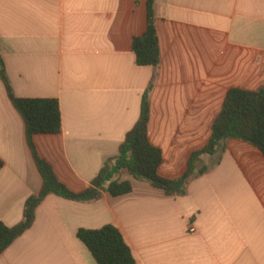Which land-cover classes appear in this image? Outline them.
<instances>
[{
	"label": "crops",
	"instance_id": "crops-1",
	"mask_svg": "<svg viewBox=\"0 0 264 264\" xmlns=\"http://www.w3.org/2000/svg\"><path fill=\"white\" fill-rule=\"evenodd\" d=\"M147 3L0 0L7 76L18 98L59 102L61 133L33 141L74 193L119 156L154 78L149 140L170 180L207 146L230 90L264 88V0H155L157 70L139 66L132 48L147 31ZM0 160V220L14 228L44 181L1 79ZM218 160L203 158L210 171L183 198L127 174L133 192L126 196L78 203L50 195L0 264H97L77 234L109 225L136 264H264V155L230 140Z\"/></svg>",
	"mask_w": 264,
	"mask_h": 264
},
{
	"label": "trees",
	"instance_id": "trees-1",
	"mask_svg": "<svg viewBox=\"0 0 264 264\" xmlns=\"http://www.w3.org/2000/svg\"><path fill=\"white\" fill-rule=\"evenodd\" d=\"M154 5L155 0H148L147 31L133 41L132 48L139 66L157 70L161 65V51ZM0 79L13 106L26 124L28 144L44 181L41 193L27 201L24 221L20 225L9 228L0 220V257L33 227L38 207L50 195L78 203L98 201L103 193L115 198L126 196L133 192L132 184L122 180L123 175L127 174L164 191L169 197L183 198L188 195L190 183L210 171L209 167L203 165V158L219 157V163L228 141L247 143L264 155V88L254 92L232 89L213 124L207 146L192 154L187 170L180 178L170 180L162 177L160 168L163 165V153L151 144L148 133L151 119L150 94L154 78L143 96L140 119L127 134L119 149V156L105 164L88 189L74 193L58 180L51 165L39 157L33 141L37 135L61 133L62 113L59 102L18 98L7 76L1 50ZM3 166L0 160V171ZM77 237L88 248L97 264H136L123 235L114 226L109 225L101 230L82 229Z\"/></svg>",
	"mask_w": 264,
	"mask_h": 264
},
{
	"label": "rangeland",
	"instance_id": "rangeland-1",
	"mask_svg": "<svg viewBox=\"0 0 264 264\" xmlns=\"http://www.w3.org/2000/svg\"><path fill=\"white\" fill-rule=\"evenodd\" d=\"M205 164H207L206 161H204L203 165L205 166Z\"/></svg>",
	"mask_w": 264,
	"mask_h": 264
},
{
	"label": "built area",
	"instance_id": "built-area-1",
	"mask_svg": "<svg viewBox=\"0 0 264 264\" xmlns=\"http://www.w3.org/2000/svg\"><path fill=\"white\" fill-rule=\"evenodd\" d=\"M194 230H192V232H193Z\"/></svg>",
	"mask_w": 264,
	"mask_h": 264
}]
</instances>
